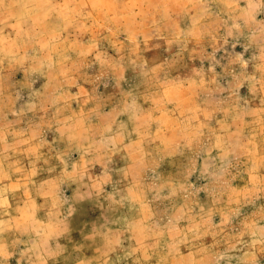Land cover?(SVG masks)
I'll return each mask as SVG.
<instances>
[{"label": "rangeland", "instance_id": "rangeland-1", "mask_svg": "<svg viewBox=\"0 0 264 264\" xmlns=\"http://www.w3.org/2000/svg\"><path fill=\"white\" fill-rule=\"evenodd\" d=\"M0 264H264V0H0Z\"/></svg>", "mask_w": 264, "mask_h": 264}]
</instances>
